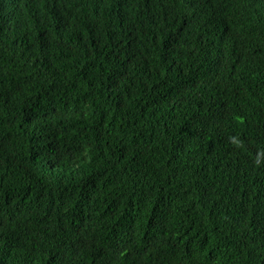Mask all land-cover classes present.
<instances>
[{
    "label": "trees",
    "instance_id": "trees-1",
    "mask_svg": "<svg viewBox=\"0 0 264 264\" xmlns=\"http://www.w3.org/2000/svg\"><path fill=\"white\" fill-rule=\"evenodd\" d=\"M0 264H264V0H0Z\"/></svg>",
    "mask_w": 264,
    "mask_h": 264
}]
</instances>
